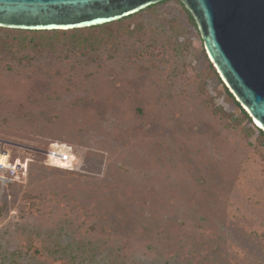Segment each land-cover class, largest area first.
Segmentation results:
<instances>
[{
	"label": "rangeland",
	"instance_id": "obj_1",
	"mask_svg": "<svg viewBox=\"0 0 264 264\" xmlns=\"http://www.w3.org/2000/svg\"><path fill=\"white\" fill-rule=\"evenodd\" d=\"M195 22L165 0L77 31L0 26V146L79 157L24 156L0 182V264H264V136Z\"/></svg>",
	"mask_w": 264,
	"mask_h": 264
},
{
	"label": "water",
	"instance_id": "obj_2",
	"mask_svg": "<svg viewBox=\"0 0 264 264\" xmlns=\"http://www.w3.org/2000/svg\"><path fill=\"white\" fill-rule=\"evenodd\" d=\"M162 0H0V26L72 29L119 20ZM237 100L264 130V0H180Z\"/></svg>",
	"mask_w": 264,
	"mask_h": 264
},
{
	"label": "built area",
	"instance_id": "obj_3",
	"mask_svg": "<svg viewBox=\"0 0 264 264\" xmlns=\"http://www.w3.org/2000/svg\"><path fill=\"white\" fill-rule=\"evenodd\" d=\"M25 150V155H15L13 150L0 146V182L6 184L7 182L20 179L25 169L24 156H32L39 154L43 157L45 164L50 166H66L74 168L78 163L79 157L76 154L73 145L66 141H52L47 146H27L24 144L18 145ZM5 157V161H2ZM27 157V158H29Z\"/></svg>",
	"mask_w": 264,
	"mask_h": 264
},
{
	"label": "trees",
	"instance_id": "obj_4",
	"mask_svg": "<svg viewBox=\"0 0 264 264\" xmlns=\"http://www.w3.org/2000/svg\"><path fill=\"white\" fill-rule=\"evenodd\" d=\"M163 1H165V0H162V1H160V2H163ZM180 1V0H179ZM181 2V1H180ZM182 3V2H181ZM156 3H154V4H151L150 6H148V7H151V6H154ZM183 4V3H182ZM183 6H184V8L189 12V15H190V17L195 21V19H194V17H193V15H192V13L185 7V5L183 4ZM129 16V15H128ZM125 17H127V16H125ZM108 23H110V22H108ZM196 23V22H195ZM104 24H107V23H104ZM101 25H103V24H100V25H94V26H87V27H79V28H72V30L73 31H77V30H81V29H88V28H94V27H96V26H101ZM26 30H31V29H26ZM51 30H53V31H61V32H64V31H67V30H70V29H51ZM35 31H44V30H35ZM45 31H49L48 29H46ZM228 88V87H227ZM228 92H229V95L231 96V97H235V95L231 92V90L228 88ZM238 104H239V106H241L242 104L236 99L235 100ZM242 110H243V112H244V114L245 115H247L249 118L251 117V116H249V114H248V112L244 109V108H241ZM256 127H257V129L259 130V132H260V134L261 135H263L264 136V130L263 129H261L260 127H258L257 125H256Z\"/></svg>",
	"mask_w": 264,
	"mask_h": 264
},
{
	"label": "clouds",
	"instance_id": "obj_5",
	"mask_svg": "<svg viewBox=\"0 0 264 264\" xmlns=\"http://www.w3.org/2000/svg\"><path fill=\"white\" fill-rule=\"evenodd\" d=\"M243 106V105H242ZM245 110H246V108L245 107H243ZM247 111V110H246ZM248 112V111H247ZM249 114V113H248ZM250 115V114H249ZM251 116V115H250ZM252 117V116H251ZM253 118V117H252ZM254 120V123H255V125H257L258 127H260L261 129H263L256 121H255V119H253ZM73 148H74V146H73ZM74 150H75V148H74ZM76 152V151H75ZM77 154V153H76ZM54 167H59V168H63V169H68V170H71V169H74V168H69V167H66V166H54Z\"/></svg>",
	"mask_w": 264,
	"mask_h": 264
},
{
	"label": "bare ground",
	"instance_id": "obj_6",
	"mask_svg": "<svg viewBox=\"0 0 264 264\" xmlns=\"http://www.w3.org/2000/svg\"><path fill=\"white\" fill-rule=\"evenodd\" d=\"M259 124V123H258ZM2 161H5V157H2Z\"/></svg>",
	"mask_w": 264,
	"mask_h": 264
}]
</instances>
